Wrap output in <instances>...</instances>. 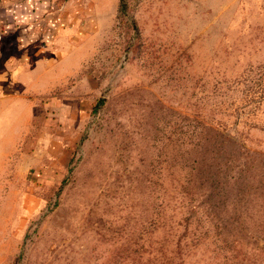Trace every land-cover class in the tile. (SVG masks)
Instances as JSON below:
<instances>
[{
	"label": "rangeland",
	"instance_id": "obj_1",
	"mask_svg": "<svg viewBox=\"0 0 264 264\" xmlns=\"http://www.w3.org/2000/svg\"><path fill=\"white\" fill-rule=\"evenodd\" d=\"M0 264H264V0H0Z\"/></svg>",
	"mask_w": 264,
	"mask_h": 264
},
{
	"label": "trees",
	"instance_id": "obj_2",
	"mask_svg": "<svg viewBox=\"0 0 264 264\" xmlns=\"http://www.w3.org/2000/svg\"><path fill=\"white\" fill-rule=\"evenodd\" d=\"M101 103H102V102H101ZM99 104H100V103L96 104V105L94 106V109H97ZM209 178L214 179V181H213V183H212V185H211V187L214 189V186L216 185L215 182H216V180H217V177L215 176V173H211L210 176H209ZM208 215H210V214H208ZM216 225H217V228H218V229H221V230H222L223 225H221V223L217 222ZM221 232H222V231H220L219 234H221ZM222 234H223V233H222ZM222 238H223V241L226 240L224 236H223Z\"/></svg>",
	"mask_w": 264,
	"mask_h": 264
}]
</instances>
